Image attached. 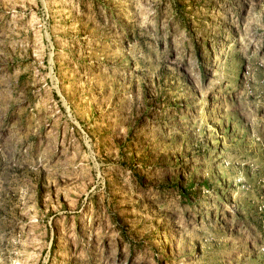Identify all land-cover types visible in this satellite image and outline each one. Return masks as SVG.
Returning <instances> with one entry per match:
<instances>
[{
  "label": "rangeland",
  "instance_id": "1",
  "mask_svg": "<svg viewBox=\"0 0 264 264\" xmlns=\"http://www.w3.org/2000/svg\"><path fill=\"white\" fill-rule=\"evenodd\" d=\"M0 264H264V0H0Z\"/></svg>",
  "mask_w": 264,
  "mask_h": 264
}]
</instances>
